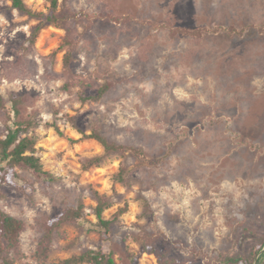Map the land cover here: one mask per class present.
<instances>
[{
	"label": "rangeland",
	"instance_id": "rangeland-1",
	"mask_svg": "<svg viewBox=\"0 0 264 264\" xmlns=\"http://www.w3.org/2000/svg\"><path fill=\"white\" fill-rule=\"evenodd\" d=\"M25 1L34 11L49 9L47 0ZM68 1L76 10L131 19L79 23L73 76L64 66L65 28L46 25L25 52L27 72L10 78L6 63L41 20L0 0V91L34 95L23 116L36 114L29 133L54 176L18 169L27 182L2 188L0 205L27 225L17 264H57L99 248L117 264H224L225 255L249 256L264 238V0ZM177 28L208 31L197 37ZM105 82L112 87L99 96ZM67 114L88 133L99 125L111 140L142 147L148 160L110 154L86 166L104 148L82 138ZM93 190L113 201L105 211L113 219L108 242L94 229ZM79 199L86 219L62 225L41 254L42 223ZM263 255L264 245L253 264H264Z\"/></svg>",
	"mask_w": 264,
	"mask_h": 264
},
{
	"label": "trees",
	"instance_id": "trees-1",
	"mask_svg": "<svg viewBox=\"0 0 264 264\" xmlns=\"http://www.w3.org/2000/svg\"><path fill=\"white\" fill-rule=\"evenodd\" d=\"M49 2V9L47 11H34L30 8L25 0H12V5L21 14H27L30 17L39 18L40 23L34 28L32 34L28 39V44L23 45V52L18 54L14 61L6 63V75L14 78L24 75L27 72L25 65V52L35 44L40 31L46 25H56L65 28L66 35L61 44L66 48L64 57V66L68 69L70 76H73V62L75 59V52L78 48L80 35L78 33V24L84 19H107L116 22H127L131 19L129 15H117L112 11H102L99 13L85 12L83 10H76L72 8L68 0H47ZM63 3V7L61 6ZM167 24L159 23L157 26H166ZM208 31V28H177L176 32L189 33L197 37H201L203 32ZM54 55L52 54L51 57ZM73 83L67 82L70 86ZM112 87L111 82H105L97 88L99 96L104 95ZM34 101V95L31 92L21 93L18 91H10L6 97L0 91V118L5 126V135L0 136V195L4 184L8 180H20L27 182V179L22 171L32 172L39 177H49L54 179V176L44 168L42 159L36 154L37 138L29 132L34 129L39 123L36 114H29L24 117L25 107L31 105ZM54 114L57 117L59 110L55 109ZM68 121L76 128L82 135V138H94L103 146L104 153L89 160L86 166H99L105 155L118 154L122 157H127L133 154L139 158L148 160V157L142 147L134 145H127L111 140L99 125L92 128L88 133L81 128L75 116L66 115ZM60 134L59 125L56 122L50 123ZM71 141L75 139L70 138ZM127 168H122L118 173V179L124 181L126 179ZM96 199L94 206V215L97 221L93 222L94 229L100 233L101 239L108 242L112 235L113 219L105 216V211L113 205L110 195L93 190ZM146 203L148 201L146 200ZM86 219L85 203L79 199L76 205L65 207L58 215L48 218L42 223L43 235L39 243V251L41 254H46L49 250L50 244L53 240L55 232L64 224L74 221ZM26 221L13 215L5 210L0 205V264H17L18 259L22 255L21 250V236L26 229ZM264 245V238L258 248L254 250L249 256L241 255H225L220 260L224 264H253L256 255ZM149 252H154L159 256L158 251L149 244L145 246ZM264 256V255H263ZM262 256V257H263ZM261 260V257L259 261ZM161 261L165 264L166 261ZM261 262V261H260ZM117 264L111 252H107L102 248L87 249L81 254L73 255L69 258L61 260L57 264ZM259 264V263H258Z\"/></svg>",
	"mask_w": 264,
	"mask_h": 264
},
{
	"label": "water",
	"instance_id": "water-1",
	"mask_svg": "<svg viewBox=\"0 0 264 264\" xmlns=\"http://www.w3.org/2000/svg\"><path fill=\"white\" fill-rule=\"evenodd\" d=\"M258 257H259V255H258ZM258 257H257V258H258Z\"/></svg>",
	"mask_w": 264,
	"mask_h": 264
}]
</instances>
